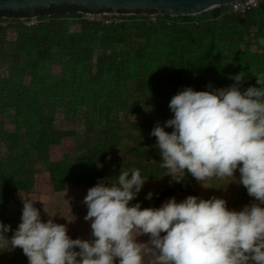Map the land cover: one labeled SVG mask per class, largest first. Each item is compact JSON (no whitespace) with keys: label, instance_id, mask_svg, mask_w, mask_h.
<instances>
[{"label":"rangeland","instance_id":"1","mask_svg":"<svg viewBox=\"0 0 264 264\" xmlns=\"http://www.w3.org/2000/svg\"><path fill=\"white\" fill-rule=\"evenodd\" d=\"M114 13L122 14L126 24L140 18L137 12ZM203 17L196 16L200 20ZM62 21L69 32L81 28L78 15L63 17ZM208 41L167 31L139 30L123 44L96 49L93 59L85 63L62 54L44 61L26 56L18 64L7 57L0 59V222L11 225L7 236L11 238L21 223L22 196L38 201L35 207L44 222L50 215L54 222L66 225L72 239H92L91 224L84 219L88 208L83 203L91 187L80 186L74 193L56 189L57 169L77 167L93 177L94 187L102 179L117 176L121 169L138 168L146 182L131 203H140L142 209L159 208L171 198L179 203L188 196H215L236 211L252 203L254 198L238 183V170L235 178L214 177L206 181V187L194 177L173 182L160 167L162 158L154 147L157 141L150 135L158 122L163 127L174 118L165 107L175 95L186 88L202 91L197 71ZM217 43L215 57L203 63L205 91L232 86V77L240 73H244V81L247 76L256 79L264 74L263 48L256 39ZM49 81L55 86L72 83L81 87L80 95L88 103L77 100L62 107L34 94L33 86ZM160 81L165 91L159 90ZM118 94L129 103L137 101L138 107L134 111L114 109ZM165 131L171 133L173 129L165 127ZM186 186V191L166 196L157 204L146 199L150 192L154 197ZM145 236L140 242L146 243ZM0 264H28V259L22 249H0Z\"/></svg>","mask_w":264,"mask_h":264},{"label":"clouds","instance_id":"2","mask_svg":"<svg viewBox=\"0 0 264 264\" xmlns=\"http://www.w3.org/2000/svg\"><path fill=\"white\" fill-rule=\"evenodd\" d=\"M256 78L260 87L244 91V73L228 88H186L170 101L174 118L150 133L160 167L175 183L190 175L206 187L209 179L235 178L238 170V183L254 198L243 210H229L215 196L171 198L142 209L131 203L146 182L141 171L121 169L98 181L83 201L91 240L72 239L50 215L44 222L38 201L21 196V223L9 238L11 225L0 222V249H22L28 264H144L148 255L151 264H264V74ZM145 235L148 242H140Z\"/></svg>","mask_w":264,"mask_h":264},{"label":"trees","instance_id":"3","mask_svg":"<svg viewBox=\"0 0 264 264\" xmlns=\"http://www.w3.org/2000/svg\"><path fill=\"white\" fill-rule=\"evenodd\" d=\"M105 10L109 11L108 9ZM82 11L88 10L77 5H66L50 10H37L36 15L43 18L50 16V20L32 27L24 26L19 20L21 17L29 16L26 13L15 14L7 10L0 12V59L3 60L7 57L18 64L26 56L44 61L62 54L69 56L70 59L78 63H85L93 59L96 49H106L115 44H123L135 31H167L176 35H185L192 40L197 37L209 40L207 48L200 56L197 71L199 86L202 91H205L202 72L203 63L215 57L218 50V40H227L230 42L229 44H233L237 41L256 39L262 46L264 53V43H261V41H264V6L246 14L233 13L229 11V6H222L200 14L204 16L202 20L196 18L198 15L180 17L159 15L158 19L152 22L144 16L147 12H137L140 14V18H132L128 24L123 22L117 26H105L80 20L81 28L79 31H67L62 18L69 15H78ZM149 13L157 12L151 11ZM10 35H13L14 39L9 40ZM105 56L106 54L99 56V60H102ZM157 85L160 91L166 90L162 81ZM242 86L243 89L250 86L260 87L257 84V78L254 79L252 76H247ZM215 89H223V87L215 86L212 90ZM32 90L35 95L55 101L62 107L72 106L77 100L84 104L88 103L84 96L80 95L83 89L72 83L55 86L49 81L47 85L33 86ZM121 96V94H118L116 103L112 105L114 109L134 111L138 107L137 101L129 103L128 99H123ZM91 98L96 99L94 94ZM98 106L102 107L100 104ZM165 111L173 113L169 106L165 107ZM185 175L188 174L185 173ZM57 176L59 181L55 184V188L69 193H74V190L80 186L93 187L95 183L92 176L77 167L57 169ZM190 177L189 175L186 178ZM6 185L10 190V184L6 183ZM187 189V186L177 187L157 194L152 198L153 203L157 204L166 196L175 195ZM148 240L149 237L145 236L146 243ZM153 259L154 257L151 255L146 256L147 264H151Z\"/></svg>","mask_w":264,"mask_h":264},{"label":"water","instance_id":"4","mask_svg":"<svg viewBox=\"0 0 264 264\" xmlns=\"http://www.w3.org/2000/svg\"><path fill=\"white\" fill-rule=\"evenodd\" d=\"M238 0H0V11L36 16L37 10L77 5L90 12H151L162 16H196L209 10L229 6ZM106 11V10H105ZM150 14V13H149Z\"/></svg>","mask_w":264,"mask_h":264},{"label":"built area","instance_id":"5","mask_svg":"<svg viewBox=\"0 0 264 264\" xmlns=\"http://www.w3.org/2000/svg\"><path fill=\"white\" fill-rule=\"evenodd\" d=\"M264 6V0H238L229 5V11L233 13L246 14L250 11L260 8ZM159 13H150L144 14V16L152 22H155ZM122 14L114 13L112 11H104V12H90V11H82L78 13V17L82 21L90 22V23H99L105 26H117L125 22ZM33 19H35V23H33ZM20 22L26 27L36 26L44 21H49L50 16L43 18L42 16L36 15L34 17H21Z\"/></svg>","mask_w":264,"mask_h":264},{"label":"flooded vegetation","instance_id":"6","mask_svg":"<svg viewBox=\"0 0 264 264\" xmlns=\"http://www.w3.org/2000/svg\"><path fill=\"white\" fill-rule=\"evenodd\" d=\"M66 6V5H65ZM3 11H5V10H3ZM3 11H0V12H3Z\"/></svg>","mask_w":264,"mask_h":264}]
</instances>
